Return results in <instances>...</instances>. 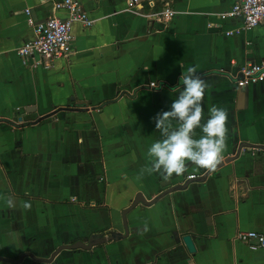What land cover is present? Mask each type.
Returning <instances> with one entry per match:
<instances>
[{"label": "crops", "instance_id": "0c3cea01", "mask_svg": "<svg viewBox=\"0 0 264 264\" xmlns=\"http://www.w3.org/2000/svg\"><path fill=\"white\" fill-rule=\"evenodd\" d=\"M59 1L0 0V197L17 205L9 210L0 199V257L46 259L59 245L101 234L112 238L14 264H264V248L235 237L237 230L264 235V150L242 147L224 161L240 141L264 143V79L234 82L241 64L264 60V23L223 35L233 24L216 14L235 0H167L175 14L166 23L142 16L144 2L76 0L92 23H72L66 57L46 68L23 61L16 48L32 37L24 8L39 21ZM190 67L209 85L204 120L214 105L228 111L223 160L214 172L189 163L169 180L138 179L161 139L152 118L170 110ZM23 122L31 123L14 126ZM188 173L197 180L131 208L124 232L120 211L136 192L149 200Z\"/></svg>", "mask_w": 264, "mask_h": 264}, {"label": "clouds", "instance_id": "9594fccd", "mask_svg": "<svg viewBox=\"0 0 264 264\" xmlns=\"http://www.w3.org/2000/svg\"><path fill=\"white\" fill-rule=\"evenodd\" d=\"M178 83L183 85V91L172 102L170 110L158 112L152 118L161 139L149 147L151 166L142 168L138 179L145 174L159 173L164 180H169L173 174H184L189 163L214 172L223 160L229 131L227 109L214 105L204 120L203 101L209 85L196 67L181 74ZM197 129L203 133L199 138H195ZM0 199L5 200L9 210H16L14 199ZM22 208L31 210L30 201L23 202Z\"/></svg>", "mask_w": 264, "mask_h": 264}, {"label": "built area", "instance_id": "2783aa9c", "mask_svg": "<svg viewBox=\"0 0 264 264\" xmlns=\"http://www.w3.org/2000/svg\"><path fill=\"white\" fill-rule=\"evenodd\" d=\"M140 2L146 4L145 10L143 8V12L140 14L154 22L166 23L175 14V10L167 0H128V3L132 5L140 4ZM58 10L63 11L64 14L55 15L54 11ZM23 12L26 23L32 28V37L25 39L16 48V54L23 61L32 59L33 65L45 68L50 65V62L66 57L69 52L73 22H78L83 26H89L92 23L76 0L52 2L51 13L39 21L32 19L29 8H24ZM216 16L220 23L233 24L231 27L221 30L223 35H237L264 23V0H235ZM262 79H264V60L245 62L239 66L234 75V82L240 88ZM149 85L153 86L154 82H150ZM194 177L193 173H188L185 176L186 179ZM235 237L251 250L264 248V235L261 232L237 230Z\"/></svg>", "mask_w": 264, "mask_h": 264}, {"label": "water", "instance_id": "95a60500", "mask_svg": "<svg viewBox=\"0 0 264 264\" xmlns=\"http://www.w3.org/2000/svg\"><path fill=\"white\" fill-rule=\"evenodd\" d=\"M105 104V102H102L99 106ZM98 106V107H99ZM5 122H8L10 124H14L13 122H11L10 120H6V119H3ZM31 122H23V123H20V124H15L14 126H24V125H28L30 124ZM242 147H247V148H255V149H263L264 150V143L262 144H252V143H249V142H245V141H240L237 143L236 145V150H235V153L232 155V156H229V157H226L224 159V161H229L233 158H235L238 153H239V150L240 148ZM193 179V178H192ZM192 179H189L187 178L186 180H184L181 184H174V185H171L163 190H161L158 194H156L155 196H153L151 199L149 200H146L142 194L140 192H136L133 196V198L131 199L130 203L128 206H126L125 208H123L121 211H120V216H121V222H122V226H123V230L124 232L127 231V227H126V213L131 209L133 208L136 204L140 203L142 205H150L152 204L153 202H155L158 198H160L161 196H163L164 194L170 192V191H173V190H176V189H183L187 186V184L191 181H196L197 178H194V180ZM112 238V235H101V234H93L91 235L88 239H87V242L86 243H83L81 242L80 240H75L74 242H71L69 244H62V245H59L57 246L49 255L48 258L46 259H42V258H38V257H35L33 256L31 253H28V252H22L20 254H18V256L16 258H3V257H0V260L2 261H5V262H8V263H11V264H14V263H18L22 260V258L24 256H27L33 260H38V261H49L52 259V257L55 255V253L62 249V248H67V249H76V248H80V249H89L91 248L92 246L94 245H98V244H101L103 243L104 241L106 240H110ZM182 239V242L186 248V250L189 252V253H192L194 252V246L192 244V241L189 237V235L185 234L181 237Z\"/></svg>", "mask_w": 264, "mask_h": 264}, {"label": "trees", "instance_id": "16d2710c", "mask_svg": "<svg viewBox=\"0 0 264 264\" xmlns=\"http://www.w3.org/2000/svg\"><path fill=\"white\" fill-rule=\"evenodd\" d=\"M100 233H103L102 231Z\"/></svg>", "mask_w": 264, "mask_h": 264}, {"label": "rangeland", "instance_id": "374dc122", "mask_svg": "<svg viewBox=\"0 0 264 264\" xmlns=\"http://www.w3.org/2000/svg\"><path fill=\"white\" fill-rule=\"evenodd\" d=\"M154 85H155V84H154ZM154 85H153V86H154ZM249 85H250V84H249Z\"/></svg>", "mask_w": 264, "mask_h": 264}]
</instances>
